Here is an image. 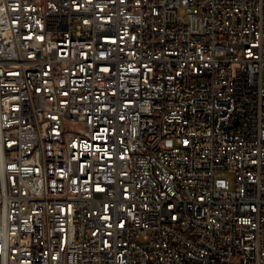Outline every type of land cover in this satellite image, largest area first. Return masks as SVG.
Listing matches in <instances>:
<instances>
[{
	"label": "built area",
	"instance_id": "obj_1",
	"mask_svg": "<svg viewBox=\"0 0 264 264\" xmlns=\"http://www.w3.org/2000/svg\"><path fill=\"white\" fill-rule=\"evenodd\" d=\"M0 264H264V0H0Z\"/></svg>",
	"mask_w": 264,
	"mask_h": 264
},
{
	"label": "rangeland",
	"instance_id": "obj_2",
	"mask_svg": "<svg viewBox=\"0 0 264 264\" xmlns=\"http://www.w3.org/2000/svg\"><path fill=\"white\" fill-rule=\"evenodd\" d=\"M180 15H181L182 18L185 17L186 13H185V10L184 9H181L180 10ZM231 179H233V178L231 177Z\"/></svg>",
	"mask_w": 264,
	"mask_h": 264
}]
</instances>
